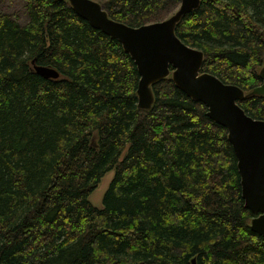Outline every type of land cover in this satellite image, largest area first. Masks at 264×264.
Wrapping results in <instances>:
<instances>
[{
	"label": "trees",
	"instance_id": "1",
	"mask_svg": "<svg viewBox=\"0 0 264 264\" xmlns=\"http://www.w3.org/2000/svg\"><path fill=\"white\" fill-rule=\"evenodd\" d=\"M166 1L102 4L137 26ZM24 6L25 22L0 10V264H264L228 130L207 105L169 76L138 108L140 74L118 38L68 0ZM176 33L204 51L203 71L261 83L264 0H202ZM238 102L264 119V95Z\"/></svg>",
	"mask_w": 264,
	"mask_h": 264
},
{
	"label": "water",
	"instance_id": "2",
	"mask_svg": "<svg viewBox=\"0 0 264 264\" xmlns=\"http://www.w3.org/2000/svg\"><path fill=\"white\" fill-rule=\"evenodd\" d=\"M72 8L95 28L120 40L137 64L138 107L150 109L155 100L153 84L171 77L177 87L194 100L203 101L207 114L224 125L237 156L241 191L245 206L259 212L251 218L252 230L264 235V119L250 115L238 102L250 95H264V61L259 69L261 83L246 91L236 83L223 81L216 74L202 71L205 53L183 41L176 33L182 18L197 9L202 0H181L167 17L133 26L110 16L99 0H68ZM44 77H58L52 65H36ZM112 170L103 176L91 195L95 205H103L104 195L114 177Z\"/></svg>",
	"mask_w": 264,
	"mask_h": 264
},
{
	"label": "rangeland",
	"instance_id": "3",
	"mask_svg": "<svg viewBox=\"0 0 264 264\" xmlns=\"http://www.w3.org/2000/svg\"><path fill=\"white\" fill-rule=\"evenodd\" d=\"M99 1L102 3L103 0ZM179 4L180 0H167L164 11L157 16V19L167 17L179 6ZM0 10L9 13L21 22H25L28 18L24 6V0H0Z\"/></svg>",
	"mask_w": 264,
	"mask_h": 264
},
{
	"label": "bare ground",
	"instance_id": "4",
	"mask_svg": "<svg viewBox=\"0 0 264 264\" xmlns=\"http://www.w3.org/2000/svg\"><path fill=\"white\" fill-rule=\"evenodd\" d=\"M69 3H70V2H69ZM180 3H181V0H180ZM70 5H71V4H70ZM179 5H180V4H179ZM103 32H104V31H103ZM34 69L36 70V64L34 65ZM36 71H37V70H36ZM139 79H140V78H139ZM138 84H139V81H138ZM137 87H138V86H137ZM137 99H138V96H137ZM154 102H155V100H154ZM153 104H154V103H153ZM152 106H153V105H152ZM137 107H138V102H137ZM138 108H139V107H138ZM140 109H141V108H140ZM111 171H112V170H111ZM109 172H110V171H109ZM109 172H108V173H109ZM108 173H106V174H108ZM106 174H105V175H106ZM240 183H241V181H240ZM98 187H99V186H98ZM98 187H97V188H98ZM97 188H96V189H97ZM96 189H95V190H96ZM95 190H94V191H95ZM94 191L88 196V200H89L92 204H94V202H93L92 199H91V195L94 193ZM254 213H255V215H258V214H259V212H257V213L254 212ZM255 215H254V216H255ZM195 262H196V261H195V258H193V259H192V263L194 264Z\"/></svg>",
	"mask_w": 264,
	"mask_h": 264
},
{
	"label": "flooded vegetation",
	"instance_id": "5",
	"mask_svg": "<svg viewBox=\"0 0 264 264\" xmlns=\"http://www.w3.org/2000/svg\"><path fill=\"white\" fill-rule=\"evenodd\" d=\"M162 19V18H161ZM157 20V19H156ZM150 22V21H149ZM202 70V69H201ZM203 71V70H202Z\"/></svg>",
	"mask_w": 264,
	"mask_h": 264
}]
</instances>
